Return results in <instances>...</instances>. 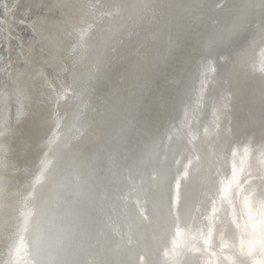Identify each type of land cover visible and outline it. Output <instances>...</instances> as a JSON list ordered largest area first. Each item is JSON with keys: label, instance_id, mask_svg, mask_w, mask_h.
<instances>
[{"label": "bare ground", "instance_id": "6f19581e", "mask_svg": "<svg viewBox=\"0 0 264 264\" xmlns=\"http://www.w3.org/2000/svg\"><path fill=\"white\" fill-rule=\"evenodd\" d=\"M0 264H264V0H0Z\"/></svg>", "mask_w": 264, "mask_h": 264}]
</instances>
